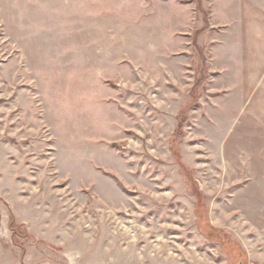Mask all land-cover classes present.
I'll use <instances>...</instances> for the list:
<instances>
[{"label": "rangeland", "instance_id": "1", "mask_svg": "<svg viewBox=\"0 0 264 264\" xmlns=\"http://www.w3.org/2000/svg\"><path fill=\"white\" fill-rule=\"evenodd\" d=\"M0 264H264V0H0Z\"/></svg>", "mask_w": 264, "mask_h": 264}]
</instances>
